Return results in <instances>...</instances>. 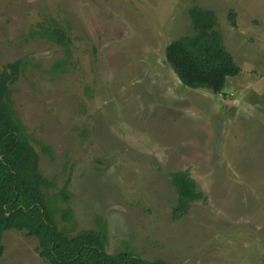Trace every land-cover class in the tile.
Masks as SVG:
<instances>
[{"label": "rangeland", "instance_id": "obj_1", "mask_svg": "<svg viewBox=\"0 0 264 264\" xmlns=\"http://www.w3.org/2000/svg\"><path fill=\"white\" fill-rule=\"evenodd\" d=\"M193 4L214 10L241 68L218 93L184 85L165 59ZM52 22L68 51L44 35ZM17 58L13 107L40 170L51 191L70 177L74 218L60 226L101 215L109 253L264 264V0H0V67ZM185 169L204 197L174 219L171 174ZM2 242L0 264H50L24 231Z\"/></svg>", "mask_w": 264, "mask_h": 264}, {"label": "trees", "instance_id": "obj_2", "mask_svg": "<svg viewBox=\"0 0 264 264\" xmlns=\"http://www.w3.org/2000/svg\"><path fill=\"white\" fill-rule=\"evenodd\" d=\"M188 15L191 33L170 40L164 48L165 59L184 85L221 92L227 77L236 75L241 68L223 42L214 10L193 4ZM234 16L230 10L232 25ZM43 30L44 35L69 50L64 29L58 23L52 22ZM21 65L17 58L0 67V254L4 251L3 232L13 228L36 237L38 255L50 264H168L161 257L148 259L130 251L107 252V222L101 215L95 216V227L72 234L58 224L74 218L70 177L67 175L62 186L51 191L55 180L40 170L39 153L11 96V85ZM59 65L57 62L56 67ZM42 149L50 152L49 146ZM171 183L177 192L172 217L180 219L189 202L204 194L186 169L172 172Z\"/></svg>", "mask_w": 264, "mask_h": 264}]
</instances>
